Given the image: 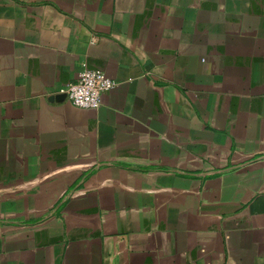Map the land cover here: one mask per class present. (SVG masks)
<instances>
[{"label":"crops","instance_id":"obj_1","mask_svg":"<svg viewBox=\"0 0 264 264\" xmlns=\"http://www.w3.org/2000/svg\"><path fill=\"white\" fill-rule=\"evenodd\" d=\"M0 264H264V0H0Z\"/></svg>","mask_w":264,"mask_h":264},{"label":"built area","instance_id":"obj_2","mask_svg":"<svg viewBox=\"0 0 264 264\" xmlns=\"http://www.w3.org/2000/svg\"><path fill=\"white\" fill-rule=\"evenodd\" d=\"M115 85L102 71L84 70L76 82L66 84L59 94L77 108L95 110L101 105L102 95Z\"/></svg>","mask_w":264,"mask_h":264},{"label":"water","instance_id":"obj_3","mask_svg":"<svg viewBox=\"0 0 264 264\" xmlns=\"http://www.w3.org/2000/svg\"><path fill=\"white\" fill-rule=\"evenodd\" d=\"M57 99L59 101H64L66 99V97L64 95H60Z\"/></svg>","mask_w":264,"mask_h":264}]
</instances>
